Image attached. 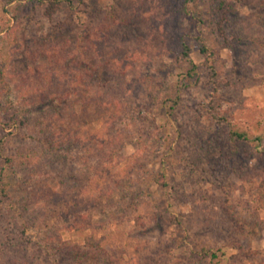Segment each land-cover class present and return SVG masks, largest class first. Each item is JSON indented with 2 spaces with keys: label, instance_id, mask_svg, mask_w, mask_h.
<instances>
[{
  "label": "rangeland",
  "instance_id": "1",
  "mask_svg": "<svg viewBox=\"0 0 264 264\" xmlns=\"http://www.w3.org/2000/svg\"><path fill=\"white\" fill-rule=\"evenodd\" d=\"M57 237L108 264H264V0H0V264Z\"/></svg>",
  "mask_w": 264,
  "mask_h": 264
},
{
  "label": "trees",
  "instance_id": "2",
  "mask_svg": "<svg viewBox=\"0 0 264 264\" xmlns=\"http://www.w3.org/2000/svg\"><path fill=\"white\" fill-rule=\"evenodd\" d=\"M16 0H5L6 4H11ZM52 3H58L59 0H51ZM185 11H187L185 9ZM187 13V12H186ZM197 19V18H196ZM201 24V20L198 19L196 24L199 25ZM195 38L198 44V48L200 50V53L203 54L206 57V62L208 63V67L210 69L211 75H216V69L214 66V51L213 48H211L208 45L207 39L205 36L202 34V30L199 29V32L195 34ZM181 48H182V58L184 62L188 64L186 73H185V78L186 79H192L196 75V70H197V64L193 62V60L190 58V47L185 43H181ZM5 54L3 55V57ZM18 113L15 112L16 117L22 120V125L26 124V121L22 119V116H19V108ZM2 118V117H1ZM69 123V122H68ZM59 124L58 121L51 119L50 123L47 124V128L50 129L51 131H54V134L56 132L61 133L62 128L64 127L68 128L69 124ZM18 133H20L18 131ZM95 137V142H94V147L98 152L103 153L105 150V147L107 145V140L108 136L105 133H101L100 135L96 132L94 133ZM29 137H32V134L29 135ZM230 139L231 141H236V142H243L247 141L249 139V135L245 132H240L237 130H231L230 131ZM58 241L57 244L60 246H54L51 244L49 241L41 240L38 243L40 248H43V251L45 254L48 256L46 259V264H95L97 261H101L104 264H108L109 262L106 260L105 256L107 255L105 251L102 250V248L99 246L97 247L98 250H101V255H97L94 252H89L82 250V247H79L78 245H72L67 241H62L60 237H57ZM210 250H205L202 249L200 252L204 253H209ZM212 256H215V253H211ZM67 258V262H65ZM69 260V262H68Z\"/></svg>",
  "mask_w": 264,
  "mask_h": 264
}]
</instances>
